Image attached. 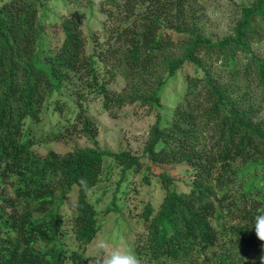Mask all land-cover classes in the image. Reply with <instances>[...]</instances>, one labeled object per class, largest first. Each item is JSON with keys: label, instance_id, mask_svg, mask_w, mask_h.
I'll list each match as a JSON object with an SVG mask.
<instances>
[{"label": "trees", "instance_id": "obj_1", "mask_svg": "<svg viewBox=\"0 0 264 264\" xmlns=\"http://www.w3.org/2000/svg\"><path fill=\"white\" fill-rule=\"evenodd\" d=\"M84 1L103 14L101 30L86 32L69 14L54 23L60 41L38 50L41 0H0V185L10 190L0 194V264H80L83 254L63 242V196L76 186L68 224L85 246L101 227L90 192L113 167H120L118 191L144 168L143 180L154 170L164 188L159 206L148 202L139 213L144 230L133 250L141 264H264L253 227L264 188L234 190L240 165H264V57L254 48L264 39V0L242 5L221 39L203 34L194 0ZM185 63L195 72L185 77L170 121L150 126L140 155L99 146L87 96L101 97L104 110L157 107ZM118 76L125 87L116 92L109 85ZM64 87L75 92L71 121L31 138L29 121ZM55 106L62 110L57 98ZM69 128L92 145L33 151L39 141L65 139ZM177 162L189 168L185 189L161 166ZM123 196L115 193L105 209H117Z\"/></svg>", "mask_w": 264, "mask_h": 264}, {"label": "rangeland", "instance_id": "obj_2", "mask_svg": "<svg viewBox=\"0 0 264 264\" xmlns=\"http://www.w3.org/2000/svg\"><path fill=\"white\" fill-rule=\"evenodd\" d=\"M252 1L194 0L193 8L197 12L203 34L212 39H221L232 33V27L240 16L241 6L248 5ZM213 7L226 12L227 22L223 28L219 27L209 15ZM69 14L81 18L86 32L98 33L101 30L103 14L99 12L98 7H90L84 0H41L39 19L44 22L45 32L38 41V50L53 48L60 41V35L54 23ZM254 48L257 53L264 57V39L256 43ZM194 72L195 68L190 63H185L178 68L162 88L157 107L148 108L145 105L133 103L115 107L111 110H104L101 97L87 96L85 106L88 116L96 124L99 146L113 152L127 150L140 155L150 126L157 119H160L163 123L170 121L172 110L184 91L185 77L194 74ZM124 87V81L120 76L116 77L109 85V88L116 92L124 90ZM56 98L61 102L62 110L55 106ZM74 111H76L75 92L69 87H64L62 93H55L47 98L39 119L29 121L30 137L35 140H43L49 131H57L59 127L69 123ZM91 145L86 136L69 128L66 130L65 139L39 141L32 149L37 154L44 155L50 150L64 152L73 146L87 147ZM109 161L110 159L107 158L106 163ZM161 166L170 168L169 175L175 180L177 188H186L185 186L189 181V168L186 163L177 162L161 164ZM119 170L120 167L111 168L104 180L90 192V199L97 206L100 214L101 227L94 239L85 246L78 243L68 224L69 216L72 213L71 206L77 195L76 186H73L63 196L60 210L64 214L66 223L62 238L68 248H76L83 254L84 260L80 264H90V260L94 255L95 243L101 236L113 240L123 239L127 248L134 252V238L137 233L144 230L142 219L139 217L140 211L148 202L156 209L162 200L164 188L161 186L160 178L154 170L148 173V183L142 178V172L146 170L145 168L129 175L122 181L121 189L118 191ZM238 171V180L234 185L235 191H239L243 187L246 188L251 184H254L251 186L252 188L254 186L255 188H264V165L248 163L240 165ZM123 189H127V192ZM117 192L118 196L119 194L124 195L117 201L119 203L118 208L105 209L107 205H113V196ZM3 193L8 194L10 190L7 186L0 185V194Z\"/></svg>", "mask_w": 264, "mask_h": 264}, {"label": "clouds", "instance_id": "obj_3", "mask_svg": "<svg viewBox=\"0 0 264 264\" xmlns=\"http://www.w3.org/2000/svg\"><path fill=\"white\" fill-rule=\"evenodd\" d=\"M209 15L223 28L227 22L226 12L213 7ZM254 230L259 241L264 242V212L254 217ZM90 264H141L137 255L127 248L123 239L113 240L109 237L101 236L94 246V255Z\"/></svg>", "mask_w": 264, "mask_h": 264}]
</instances>
